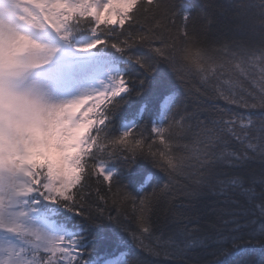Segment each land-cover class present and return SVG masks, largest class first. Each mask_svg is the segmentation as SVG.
Wrapping results in <instances>:
<instances>
[{"label": "snow or ice", "instance_id": "obj_1", "mask_svg": "<svg viewBox=\"0 0 264 264\" xmlns=\"http://www.w3.org/2000/svg\"><path fill=\"white\" fill-rule=\"evenodd\" d=\"M48 3L70 51L41 66L40 86L80 91L35 104L40 119L4 137L0 264H264V67L250 76L237 61L233 79L203 54L178 59L165 0ZM204 7L180 0L181 22ZM96 50L113 70L82 88ZM193 99L223 104L204 115ZM134 170L141 188L161 182L133 194L123 178Z\"/></svg>", "mask_w": 264, "mask_h": 264}, {"label": "trees", "instance_id": "obj_2", "mask_svg": "<svg viewBox=\"0 0 264 264\" xmlns=\"http://www.w3.org/2000/svg\"><path fill=\"white\" fill-rule=\"evenodd\" d=\"M204 9L195 8L188 17L186 24L180 19V0H165L169 8H173L178 13L176 17V28L179 35L176 37V49L178 59L184 61L185 51L193 54L200 53L211 57L217 63L223 62L226 71L233 78L238 77V70L234 67L237 61L241 62V67L249 75H258L255 65L264 67V59L256 57L264 54V0H200ZM176 28L172 29V35L176 36ZM66 37L63 34L62 37ZM87 36V34H85ZM84 36V37H85ZM110 51V50H109ZM104 53L96 50L95 60H106ZM190 64V61H189ZM113 70V66L110 63ZM195 83V77L190 76ZM261 88H264V80H257ZM244 87L259 97L260 93L248 80H243ZM149 107L153 108L158 102V95H148L145 97ZM139 103V102H137ZM201 106L199 111L207 115V109L211 104L222 101H191V110H197V104ZM253 119L258 120L260 110L255 109ZM201 115V119L204 118ZM142 169L152 171L146 163H142ZM129 191L133 194L141 195L150 193L152 186L160 183V174H156L153 185H144L143 176L140 170H134L130 175L123 178ZM184 183L183 178H179L175 184L177 186Z\"/></svg>", "mask_w": 264, "mask_h": 264}, {"label": "rangeland", "instance_id": "obj_3", "mask_svg": "<svg viewBox=\"0 0 264 264\" xmlns=\"http://www.w3.org/2000/svg\"><path fill=\"white\" fill-rule=\"evenodd\" d=\"M30 1L0 0V146L5 135L10 141L17 140L25 126L40 119L35 104L72 98L80 91V88H76L57 98L40 86L43 78L41 66L51 59L44 43H53L57 38L56 31L61 34L60 13L54 10L48 0H35L40 4L47 2L41 6L42 14L52 28L51 32L37 33V21L30 15ZM65 39L63 36L61 43L64 47ZM62 50L57 45L56 60L68 54ZM97 74L98 71L81 87H91L98 82Z\"/></svg>", "mask_w": 264, "mask_h": 264}]
</instances>
